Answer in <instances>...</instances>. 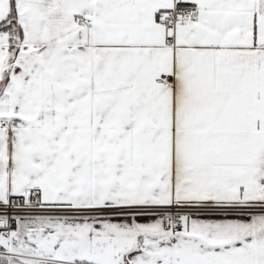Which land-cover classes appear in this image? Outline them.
<instances>
[{
  "label": "snow or ice",
  "instance_id": "obj_1",
  "mask_svg": "<svg viewBox=\"0 0 264 264\" xmlns=\"http://www.w3.org/2000/svg\"><path fill=\"white\" fill-rule=\"evenodd\" d=\"M0 264H264V0H0Z\"/></svg>",
  "mask_w": 264,
  "mask_h": 264
}]
</instances>
